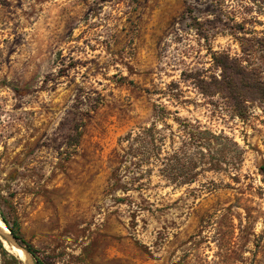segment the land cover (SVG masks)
<instances>
[{
  "label": "rangeland",
  "instance_id": "374dc122",
  "mask_svg": "<svg viewBox=\"0 0 264 264\" xmlns=\"http://www.w3.org/2000/svg\"><path fill=\"white\" fill-rule=\"evenodd\" d=\"M227 57L264 87V0H0V220L45 264H264V99L241 116L197 85ZM175 116L230 139L180 185ZM154 121L160 156L125 161Z\"/></svg>",
  "mask_w": 264,
  "mask_h": 264
},
{
  "label": "trees",
  "instance_id": "16d2710c",
  "mask_svg": "<svg viewBox=\"0 0 264 264\" xmlns=\"http://www.w3.org/2000/svg\"><path fill=\"white\" fill-rule=\"evenodd\" d=\"M227 58L228 61H220V66L222 67L221 77L214 76L210 81L202 79L197 85L204 95L222 94L232 104L235 111L242 116V110L245 108L244 104L246 101L253 100L254 98L264 99V87L256 79L257 75H254V71L246 69L236 59ZM229 61L231 64H228ZM257 78H260V76ZM161 110H157L156 120L163 122L166 127L170 126L166 122V117L167 115L169 116L170 112L165 109ZM174 119L179 123V128H183L187 134L183 145L178 151L167 153L163 157L160 156V151L166 141V137L158 129L157 121H154L150 126L143 128L136 136L132 133L127 135L126 138L131 142V146L130 150L123 156L126 161L128 155L134 150L137 153L140 150V152H143L142 156H146L147 158V154H150L149 151L155 150L156 155L158 157L160 156V160L162 161L163 166L160 170L162 175L171 183L180 185L195 180L198 174L197 168L200 166L199 164H206L207 162L210 168H215L217 163L212 161V158H214V154H212L214 147L212 146H214L215 142H221L224 138L226 140L230 139L227 136L216 135L209 129H203L199 123H192L179 116H175ZM174 133V130L171 131V135H174ZM79 135H81V131H79ZM233 144L236 145L235 142ZM207 155L209 156L208 159L206 158ZM261 170L264 174V166H261ZM117 175L118 173H115L116 179L110 190L117 188L127 189V186L121 183ZM1 198L2 194L0 192ZM123 199L119 198V200ZM2 219L16 240L32 255L35 264H45V259L40 255L34 244L22 235L18 223L16 221L11 222L5 215L2 216Z\"/></svg>",
  "mask_w": 264,
  "mask_h": 264
},
{
  "label": "water",
  "instance_id": "95a60500",
  "mask_svg": "<svg viewBox=\"0 0 264 264\" xmlns=\"http://www.w3.org/2000/svg\"><path fill=\"white\" fill-rule=\"evenodd\" d=\"M6 225V224H5ZM7 226V225H6ZM8 227V226H7ZM9 229V227H8ZM10 233H5L0 226V234L3 235L4 237H6V239H8L10 242H12L14 245H16L17 247L23 249V251H25V253H27L28 257H27V264H35V261L33 259V257H31V254L25 249V247H23L17 240L16 238L13 236L11 230L9 229Z\"/></svg>",
  "mask_w": 264,
  "mask_h": 264
},
{
  "label": "bare ground",
  "instance_id": "6f19581e",
  "mask_svg": "<svg viewBox=\"0 0 264 264\" xmlns=\"http://www.w3.org/2000/svg\"><path fill=\"white\" fill-rule=\"evenodd\" d=\"M0 226L1 229L5 232V233H10L8 227L4 224V222H2V220H0ZM4 244L7 248H9L10 250H12L13 252H15L20 258L22 259H27L28 255L27 253H25V251H23V249L17 247L16 245H9L6 241H4Z\"/></svg>",
  "mask_w": 264,
  "mask_h": 264
}]
</instances>
